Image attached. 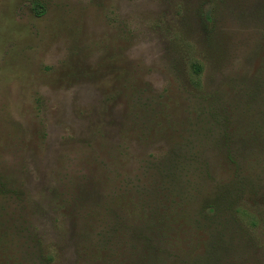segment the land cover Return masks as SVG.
Instances as JSON below:
<instances>
[{"label": "rangeland", "instance_id": "374dc122", "mask_svg": "<svg viewBox=\"0 0 264 264\" xmlns=\"http://www.w3.org/2000/svg\"><path fill=\"white\" fill-rule=\"evenodd\" d=\"M0 264H264V0H0Z\"/></svg>", "mask_w": 264, "mask_h": 264}, {"label": "trees", "instance_id": "16d2710c", "mask_svg": "<svg viewBox=\"0 0 264 264\" xmlns=\"http://www.w3.org/2000/svg\"><path fill=\"white\" fill-rule=\"evenodd\" d=\"M226 194L227 195H229L230 197H231V195H232V193L231 192H226ZM225 203H230V200H229V202H225ZM237 213V215H238V218H239V221H241L242 222V218H243V215L242 214H239V212H236ZM240 213H242V212H240ZM206 215H207V219L209 220L208 222H212V220H211V218H215V216H218L219 217V215H217V207H216V205L215 206H213V205H209L208 206V209H207V211H206V213H205ZM243 222H244V220H243ZM250 225H252L253 226V224L251 223V224H249V226ZM256 225V224H255ZM244 230V229H243Z\"/></svg>", "mask_w": 264, "mask_h": 264}]
</instances>
